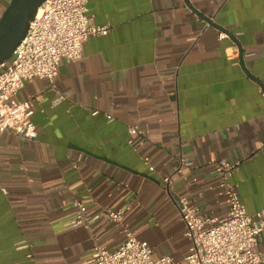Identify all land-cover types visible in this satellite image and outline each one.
I'll return each instance as SVG.
<instances>
[{"label": "crops", "instance_id": "obj_1", "mask_svg": "<svg viewBox=\"0 0 264 264\" xmlns=\"http://www.w3.org/2000/svg\"><path fill=\"white\" fill-rule=\"evenodd\" d=\"M10 2L0 0V17ZM88 9L110 33L63 60L53 87L35 78L19 93L38 137L0 136V264H94L96 245L125 239L109 210H126L156 257L183 260L191 241L177 201L226 216L223 159L241 162L232 180L248 212L264 210V0H89ZM182 158L191 165L176 174Z\"/></svg>", "mask_w": 264, "mask_h": 264}, {"label": "built area", "instance_id": "obj_2", "mask_svg": "<svg viewBox=\"0 0 264 264\" xmlns=\"http://www.w3.org/2000/svg\"><path fill=\"white\" fill-rule=\"evenodd\" d=\"M88 4L89 0H45L36 18L30 22L25 39L12 57L0 65V136L12 131L27 139H36L38 129L34 106L31 101L18 99L25 82L40 78L53 87L63 60L81 59L90 37L110 33L111 26L94 24L88 13ZM262 82L264 85V80ZM63 99L64 96H59L57 101ZM129 132L134 136L137 128L131 127ZM145 163L154 170L148 161ZM240 164L239 161L223 159L216 166L219 186L229 203L226 216L203 215L187 197L177 201L185 234L191 241L183 260L171 256L156 257L152 246L138 239L124 221L126 210H109L110 220L121 224L125 239L114 250L96 245L92 250L94 264H263L264 253L258 245L264 232V210L250 214L242 201L238 186L232 180ZM189 165L191 162L182 158L175 173H181L183 167ZM165 181L172 196V175ZM75 205L79 208L77 219L86 222V205L77 200Z\"/></svg>", "mask_w": 264, "mask_h": 264}, {"label": "water", "instance_id": "obj_3", "mask_svg": "<svg viewBox=\"0 0 264 264\" xmlns=\"http://www.w3.org/2000/svg\"><path fill=\"white\" fill-rule=\"evenodd\" d=\"M45 0H11L0 17V65L8 61L25 39L30 22ZM214 26V22L209 20Z\"/></svg>", "mask_w": 264, "mask_h": 264}]
</instances>
